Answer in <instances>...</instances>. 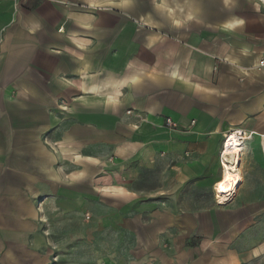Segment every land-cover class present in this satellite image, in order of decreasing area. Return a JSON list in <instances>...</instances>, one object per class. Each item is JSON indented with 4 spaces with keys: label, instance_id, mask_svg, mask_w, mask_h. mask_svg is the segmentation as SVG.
I'll return each mask as SVG.
<instances>
[{
    "label": "crops",
    "instance_id": "0c3cea01",
    "mask_svg": "<svg viewBox=\"0 0 264 264\" xmlns=\"http://www.w3.org/2000/svg\"><path fill=\"white\" fill-rule=\"evenodd\" d=\"M261 12L0 0V264H264Z\"/></svg>",
    "mask_w": 264,
    "mask_h": 264
},
{
    "label": "bare ground",
    "instance_id": "6f19581e",
    "mask_svg": "<svg viewBox=\"0 0 264 264\" xmlns=\"http://www.w3.org/2000/svg\"><path fill=\"white\" fill-rule=\"evenodd\" d=\"M237 138L236 135L232 134L223 144L221 157L224 174L222 180L217 184L218 201L220 204H226L232 199L239 182L236 169L229 165L230 159L235 158L236 155L239 154L240 145H238L239 142L237 141Z\"/></svg>",
    "mask_w": 264,
    "mask_h": 264
},
{
    "label": "built area",
    "instance_id": "2783aa9c",
    "mask_svg": "<svg viewBox=\"0 0 264 264\" xmlns=\"http://www.w3.org/2000/svg\"><path fill=\"white\" fill-rule=\"evenodd\" d=\"M258 2V4L261 6L262 8V12H261V15L262 17H264V0H256ZM258 69H262L264 68V60H261L259 63H258ZM167 128H173L174 127V123L171 119H166V125H165ZM231 136V135H230ZM237 141L239 142L238 145H240L239 147H241V143L244 141V137H238L237 138Z\"/></svg>",
    "mask_w": 264,
    "mask_h": 264
}]
</instances>
